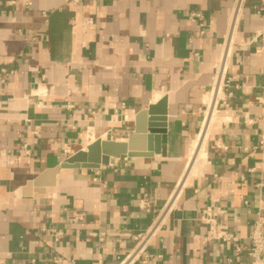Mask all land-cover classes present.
I'll return each mask as SVG.
<instances>
[{"label": "crops", "instance_id": "0c3cea01", "mask_svg": "<svg viewBox=\"0 0 264 264\" xmlns=\"http://www.w3.org/2000/svg\"><path fill=\"white\" fill-rule=\"evenodd\" d=\"M236 3L0 0V70H12L0 82V264H121L158 220L148 264L250 263L264 213V0L244 1L211 92ZM163 98L160 153L34 183L97 138L127 140ZM208 207L234 238H210Z\"/></svg>", "mask_w": 264, "mask_h": 264}, {"label": "water", "instance_id": "95a60500", "mask_svg": "<svg viewBox=\"0 0 264 264\" xmlns=\"http://www.w3.org/2000/svg\"><path fill=\"white\" fill-rule=\"evenodd\" d=\"M167 99L163 98L148 109L141 110L135 117V131L127 140H112L97 138L78 150L60 164L42 172L34 183L36 185L56 184L57 174L62 168H94L108 164L112 157L127 155L153 156L162 151V144L167 141L166 119Z\"/></svg>", "mask_w": 264, "mask_h": 264}, {"label": "built area", "instance_id": "2783aa9c", "mask_svg": "<svg viewBox=\"0 0 264 264\" xmlns=\"http://www.w3.org/2000/svg\"><path fill=\"white\" fill-rule=\"evenodd\" d=\"M244 1L245 0H237L234 13L231 19L225 49L216 67L215 78L211 87L212 93L215 91L216 94L222 92L229 52L234 39V35L236 33L237 25L239 23V15L242 10ZM192 17L193 19H202L203 15L200 12H193ZM89 22H91V20H89ZM259 37L262 41L260 50L264 51V31L259 34ZM11 72L12 70H8V68L2 67L0 70V82L3 81ZM217 81H219L218 87ZM221 105L225 107L228 106L229 103L227 100H223L221 102ZM246 122L251 123L252 119H247ZM145 206H149L148 202H145ZM216 216L217 213L209 207L203 212L202 220H204V222L209 225L210 238L222 240H229L231 238H234L231 234H228L222 229L220 230ZM158 222L159 220L154 223L148 230H146L145 232H141L136 236V245L134 246L133 250L122 261L121 264H131L136 260H141L143 263L148 264L154 259L155 255L148 251V245L151 237L155 234L158 229ZM249 255L251 256V261L249 264H264V213H259L258 218L254 223V228L251 234V247L249 250Z\"/></svg>", "mask_w": 264, "mask_h": 264}, {"label": "bare ground", "instance_id": "6f19581e", "mask_svg": "<svg viewBox=\"0 0 264 264\" xmlns=\"http://www.w3.org/2000/svg\"><path fill=\"white\" fill-rule=\"evenodd\" d=\"M218 84H219V81H217V87H218ZM214 94H216V91L214 92ZM212 113H213V108H212V105L210 104L209 111L207 113V116L205 117V124H204L205 127L203 129V132L201 134H198V136L196 137L192 145V151L190 152L191 153V163H190V166L188 165L189 166L188 170H190V167L194 163L196 157L201 153V147L204 144V141L208 135L209 126L211 123L210 117L212 116Z\"/></svg>", "mask_w": 264, "mask_h": 264}]
</instances>
